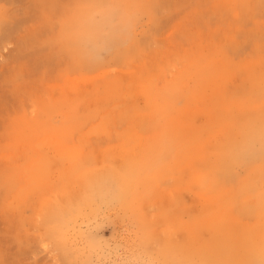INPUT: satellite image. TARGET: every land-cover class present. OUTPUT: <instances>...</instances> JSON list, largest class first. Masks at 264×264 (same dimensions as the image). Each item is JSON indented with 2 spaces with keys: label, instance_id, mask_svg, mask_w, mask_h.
<instances>
[{
  "label": "rangeland",
  "instance_id": "374dc122",
  "mask_svg": "<svg viewBox=\"0 0 264 264\" xmlns=\"http://www.w3.org/2000/svg\"><path fill=\"white\" fill-rule=\"evenodd\" d=\"M0 264H264V0H0Z\"/></svg>",
  "mask_w": 264,
  "mask_h": 264
},
{
  "label": "bare ground",
  "instance_id": "6f19581e",
  "mask_svg": "<svg viewBox=\"0 0 264 264\" xmlns=\"http://www.w3.org/2000/svg\"><path fill=\"white\" fill-rule=\"evenodd\" d=\"M129 9V8H128ZM113 83V82H112ZM108 85V84H107ZM110 85V84H109ZM108 89V88H107ZM114 90V89H113ZM106 91V90H105ZM108 91V90H107ZM96 92V91H95ZM104 92V91H103ZM189 92V91H188ZM105 93V92H104ZM108 93V92H107ZM118 93V92H117ZM117 93H116V95H117ZM101 94V93H100ZM190 94V93H189ZM119 95V94H118ZM114 96V95H113ZM192 97V96H191ZM187 99V98H186ZM191 98H189V100H190ZM106 100V99H105ZM104 101V100H103ZM115 101V100H114ZM67 103V102H66ZM69 103V102H68ZM110 104H111V102H110ZM58 106V105H57ZM98 107V106H97ZM76 108H77V106H76ZM104 108V107H103ZM98 109H100V108H98ZM105 109H106V107H105ZM76 110V109H75ZM170 110H172V109H170ZM74 111V110H73ZM72 111V112H73ZM98 112V111H97ZM175 112V111H174ZM41 113V112H40ZM94 113V112H93ZM171 113V112H170ZM43 114V113H42ZM158 114V113H157ZM177 114V113H176ZM91 115H92V112H91ZM172 115V114H171ZM42 116V115H41ZM86 116H87V114H86ZM160 116V115H159ZM48 118V117H47ZM158 119V118H157ZM65 120V119H64ZM161 120V119H160ZM159 120V121H160ZM179 120V119H178ZM180 121V120H179ZM65 122H66V120H65ZM64 123V122H63ZM60 124H61V122H60ZM74 124V123H73ZM80 125V124H79ZM116 122L113 120V119H108V118H106L105 119V121H104V126H105V129L106 128H108V129H110V127H112V128H114V129H116ZM75 126V125H74ZM77 126V125H76ZM164 126V125H163ZM72 127V126H71ZM82 127V126H81ZM117 127H118V125H117ZM134 127V126H133ZM78 128V127H77ZM131 128V129H130ZM126 127V128H123L124 130H125V132H128V133H132L135 137L137 136V137H139L140 138V136L138 135V134H136V132H135V128L133 129L132 127ZM141 128H143V127H141ZM74 129V128H73ZM99 130V129H98ZM70 131V130H69ZM142 132V131H141ZM147 132V131H146ZM70 133V132H69ZM41 134V133H40ZM54 137V136H53ZM72 138V137H71ZM145 141V140H144ZM147 142V141H146ZM58 143H60V142H58ZM180 147V146H179ZM181 147H182V145H181ZM178 148V147H177ZM196 151V150H195ZM198 151V150H197ZM196 151V152H197ZM29 153V152H28ZM176 155V154H175ZM174 155V156H175ZM194 155V154H193ZM82 156V155H81ZM195 156V155H194ZM79 158V157H78ZM81 159V158H80ZM79 159V160H80ZM155 160V159H154ZM76 161V160H75ZM188 163V162H187ZM12 164V163H11ZM85 166V165H84ZM19 173V172H18ZM70 173V172H69ZM77 173V172H76ZM72 174H73V170H72ZM124 174H125V176L127 175V170L126 171H124ZM67 175H69V174H67ZM102 175V179H101V181H98V182H96V183H99V182H110V181H113L114 183H116V184H118V186H119V189L120 190H123L124 188L122 187L123 185H122V183H123V181L122 180H120V178L118 177V176H116L115 175V172L114 171H112V172H110V175L111 176H109L108 175V173H107V171H105L104 173H102L101 174ZM71 175H69V177H70ZM107 176H109V177H107ZM73 177V176H72ZM71 178V177H70ZM84 179V178H83ZM25 182H27V181H25ZM145 182V184H148V181H144ZM89 182H87L86 184H88ZM95 183V181L92 183V186H93V184ZM12 184V183H11ZM85 184V185H86ZM72 185V184H71ZM73 186H74V184H73ZM16 187V186H15ZM89 188H90V185H87L86 186V188H85V192L86 191H88L89 190ZM15 189V188H14ZM70 189H71V186H70ZM25 193V189L24 188H22L21 189V191H20V194L18 195V196H21V195H23ZM145 195V194H144ZM137 201H136V203L138 204L139 203V199L137 198L136 199ZM88 203V202H87ZM94 206V205H93ZM137 209V207H135V211H136V213H139V210H136ZM67 212H69V211H67ZM64 220V219H63ZM139 220H141L142 222H143V219H139ZM67 221L69 222V223H72V224H74L75 222H76V219H75V216H74V214H68V219H67ZM138 224H141V223H138Z\"/></svg>",
  "mask_w": 264,
  "mask_h": 264
}]
</instances>
